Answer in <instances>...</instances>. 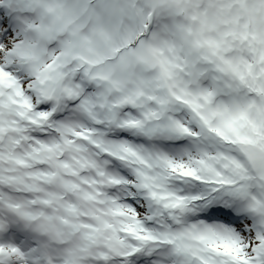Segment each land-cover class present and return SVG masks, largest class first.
<instances>
[{"label": "snow or ice", "instance_id": "snow-or-ice-1", "mask_svg": "<svg viewBox=\"0 0 264 264\" xmlns=\"http://www.w3.org/2000/svg\"><path fill=\"white\" fill-rule=\"evenodd\" d=\"M0 264H264V0H0Z\"/></svg>", "mask_w": 264, "mask_h": 264}]
</instances>
